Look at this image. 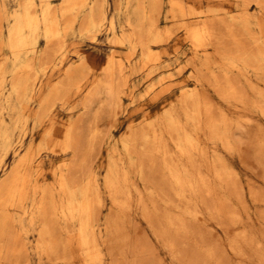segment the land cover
<instances>
[{"label": "bare ground", "instance_id": "6f19581e", "mask_svg": "<svg viewBox=\"0 0 264 264\" xmlns=\"http://www.w3.org/2000/svg\"><path fill=\"white\" fill-rule=\"evenodd\" d=\"M202 1L167 0L166 16L172 21V28L163 29L159 25L163 0H125L127 30L121 34L114 31L113 18L108 20L113 43L127 48L125 61L130 63L138 53L139 67L143 70L157 67L161 54L157 49L165 51L164 46L180 32L181 39L189 42L193 52L187 59V65L191 67L189 79L194 86H188V90L183 88L175 103L163 106L154 116L146 110L141 122L124 126L118 141L129 158L133 153L136 159L123 160L116 155V146L110 151L102 185L115 213L108 212L103 221L99 213L104 201L94 159L102 131L100 122L106 120L109 128L116 126L118 109L127 88L124 75L126 63L111 53L102 71L93 80H89V69L83 61L62 66V77L47 82L43 94L38 74L56 56H63L64 36L81 14L80 31L91 34L99 31L106 19L105 1L62 0L58 8H52L49 0L21 2V10L13 15L14 23L8 30V44L13 58L21 59L12 71L9 84L20 110L23 112L28 101H36L33 118L34 126H39L49 118L54 106L63 107L72 93L85 89L80 105L84 113H88L93 105L95 109L87 124L82 123L83 116L64 126H59L52 119L41 143L27 146L0 182V264H25V259L29 258L27 242L16 228L17 225L24 228L25 224L36 229L34 248L39 259H46L51 264H75L74 252L81 258L82 264H106L107 257L110 260L112 256L115 258L114 250L125 252L131 241L127 232L121 230L123 226L118 227V224L132 207L130 184L137 189L134 181L131 183V172L150 184L148 192L151 198H147L161 201L164 206L160 212L154 202L153 211L149 212L151 216L145 207L146 218L151 226L154 218L159 220V225L164 224L160 226L165 234L160 235L168 234L171 247L176 245L179 231L189 229L184 216L196 222H207V201L215 205L213 214L217 217L223 214L226 198L222 193H237V185L224 163L218 157L210 156L207 142L220 140L223 147L230 151L232 146L225 132L231 122L225 112H214V101L207 94L206 86L234 112L241 114L248 107H256L264 115V0H205L216 3L210 6L201 5ZM223 4L228 6H220ZM36 5L38 11L34 9ZM252 5L254 12L250 11ZM228 8H235L236 13L228 15ZM39 33L46 48L43 44L44 51L34 55L30 41ZM54 40L60 41V44L52 46ZM179 72L181 69L177 70ZM3 73L0 66L1 80ZM169 86L164 85L154 101L163 96ZM0 137L5 139L7 136L3 132ZM43 150L64 157L51 170V182L39 179L41 166L37 156ZM258 194L257 197L260 196ZM138 202L146 204L143 200ZM229 217L234 218L233 215ZM154 227L151 229L154 230ZM239 231L240 234L246 233L243 229ZM169 244L167 241L163 245ZM168 246V249L171 248ZM113 261L118 262L113 259L109 264Z\"/></svg>", "mask_w": 264, "mask_h": 264}, {"label": "rangeland", "instance_id": "374dc122", "mask_svg": "<svg viewBox=\"0 0 264 264\" xmlns=\"http://www.w3.org/2000/svg\"><path fill=\"white\" fill-rule=\"evenodd\" d=\"M22 1L23 0H0L2 3H0V66L4 71V80L0 79V135L4 132L7 136L5 139L0 137V182L8 175L11 167L15 164L19 155L27 146H37L41 143V138L52 119H54L59 126H64L67 125L69 121H75L83 116L82 123L87 124L90 115L95 109V105H93L88 113H84V108L80 105V102L86 92L85 89L79 93H72L68 103L63 107L60 105L54 106L50 112L49 118L45 119L39 126H34L33 118L36 101H28L23 112L20 110V104H18L19 102L15 94L11 91L9 84L12 71L16 65L20 64L21 59L15 60L13 58L8 44V30L14 23L13 15L21 10L20 4ZM49 1L52 8L60 7L59 5L62 2V0ZM104 1L106 19L99 31L95 34L80 31L79 24L82 19L81 14L73 24L74 28L72 27L64 36L63 56L60 54L56 56L49 66L41 70L38 74L39 79L42 80L40 91L43 94L46 90L45 86L47 82H54L62 77V66L74 65L79 61H83L87 69H89V80H93L100 74L111 53H115L126 63L124 75L127 78V88H125V94L122 96V101L118 109L116 126L114 128H109L106 120H102L99 125L102 131L97 140V154L94 159V169L98 171L100 188L104 201V206L99 213L101 221H103L108 212L115 213V208H111L109 197L102 185L103 174L110 151L116 146V155L122 157L123 160L128 161L130 159H136L133 153H130L132 157L129 158L118 141L127 124L141 122L146 110L149 112L150 116H154L163 106L167 107L169 104L175 103L183 88L188 90V86H194L192 80L189 79L191 67L187 65V59L193 52L189 42L181 39L180 32H177L175 34L176 36L174 35L168 44L164 46L166 52L162 48L157 49V51L161 53L157 65L158 68L156 67L157 70L154 67H147L144 68V70L140 69L138 63L139 54L137 53L130 63L125 61L124 56L126 55L127 48L126 46L113 43L112 32L108 27V20L113 18L115 24L114 31L117 34H121L127 30L125 22V0ZM183 1L190 2V0ZM35 2H38V0H35ZM166 2L167 0H163L161 15L159 16V25L163 29L164 27L172 28L173 24L166 16ZM201 5L210 6L216 5V3L204 0ZM220 6L228 5L223 4ZM34 9L38 11V5H36ZM254 9L255 7L252 5L250 11L254 12ZM227 10L228 15L236 13L235 8H228ZM86 11L87 10L84 12ZM43 44L44 48H46V43L41 33H39L37 37L31 39L30 45L34 47V55H40L44 51ZM58 44H60V41L54 40L52 42V46ZM179 69H181V72L177 73ZM147 71L151 74H147ZM30 77L33 78L32 73ZM162 85H166V87L170 85L172 88L169 86L171 89L168 87L169 89L167 92L154 101V97L159 93L160 89L163 87ZM206 88L207 94L212 102L214 101V112L217 114L221 111L225 112L231 122L225 132L227 140L232 146L230 151L223 147L220 140H215V142L209 140L207 142L209 154L210 156L213 155L211 157H218L224 163L227 170L231 172L233 175L232 179L237 185V193H230L229 191H224L222 193L226 198V205L225 208H223V214L218 215L219 218L217 215L213 214L215 211V207L213 206L215 205L211 204L212 201H210L211 199L209 198L208 200L210 202L207 201L208 210L205 209V221L207 222H196V220L194 221L184 216V221H188L186 222V226L189 228V231L187 228L183 232L179 231V234L176 236V245L171 247L169 244V237L167 236L168 234L161 236L163 235L162 233H164L162 232L163 229L161 226L164 224L160 222V226L158 223L159 220L155 218L151 221V224L154 222L152 226L149 225L150 223L147 221L146 216L149 212L153 211L154 206L152 205L156 202L154 199H151V201L147 198L149 196L148 191L150 184L145 182V180L143 182L134 172H131V183L134 181L133 185L135 183L134 186L137 187V189L132 188L130 184V188L133 192L132 207L131 210L127 211L126 215L122 217L118 224V227L121 225L123 226H121V230L127 232V236L131 242H129V248L127 247L125 252L117 253L119 250H114L115 253L113 252V255L115 258L113 256L112 258L118 260V262L113 261L112 264L114 262L118 264L121 259H123V261L127 260L126 262L124 261L125 264H129V262L130 264H137L136 262L139 264H264V115H262L260 110L256 107H248V109L244 113L241 112V114L239 112H234L231 108H227V106L216 97L209 86H206ZM26 115L27 119H24ZM70 116H72V118ZM37 158L41 166L39 179L51 182L53 179L51 170L56 167L64 157L56 156L48 150H43L40 151ZM252 189L254 192H257H253L251 195L249 193L253 191ZM138 192L140 193L138 194ZM257 194L261 197H257ZM249 195L255 196L256 198L253 199V197ZM138 197H142L143 199ZM141 199L143 203L145 202L146 204H139L138 201L140 200L142 202ZM142 205H144V210L142 209ZM158 205H160L161 208L158 207ZM156 206L158 211L161 212L164 210L161 201H157ZM145 207L149 209H147L148 213ZM235 211L237 213H235ZM140 212H143V214ZM150 214L151 213L148 215ZM230 215H233L234 218L229 217ZM141 216L143 218H141ZM153 226H157L160 231L158 232L155 227L153 228L154 230H152L151 228ZM16 228L20 231L29 247V252L27 254L29 258H27V260L25 259V264H51L46 259H39L38 253L35 251L34 244L37 238L35 227L25 224L24 228L19 225H17ZM239 229H243L246 233L240 234ZM249 239L251 241H249ZM166 240L171 247L169 248L170 250L167 248L168 245H163L167 244ZM239 240H241V243ZM162 241H164V243ZM171 250L172 252H170ZM104 251L106 252V248H104ZM131 251L132 253L134 252L135 255L130 254ZM134 257L136 260H134ZM110 259V257H107L105 263L109 264V262L113 260ZM73 261L75 264H82V260L76 252H74ZM123 261H120L119 264H122Z\"/></svg>", "mask_w": 264, "mask_h": 264}]
</instances>
